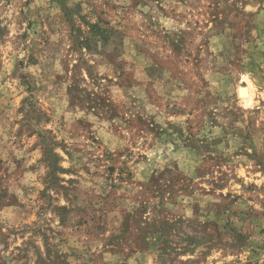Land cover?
Listing matches in <instances>:
<instances>
[{"label":"rangeland","instance_id":"rangeland-1","mask_svg":"<svg viewBox=\"0 0 264 264\" xmlns=\"http://www.w3.org/2000/svg\"><path fill=\"white\" fill-rule=\"evenodd\" d=\"M0 264H264V0H0Z\"/></svg>","mask_w":264,"mask_h":264},{"label":"bare ground","instance_id":"bare-ground-1","mask_svg":"<svg viewBox=\"0 0 264 264\" xmlns=\"http://www.w3.org/2000/svg\"><path fill=\"white\" fill-rule=\"evenodd\" d=\"M240 96L246 100V102L248 103L251 99V91L250 88L248 86H246L245 88L240 89Z\"/></svg>","mask_w":264,"mask_h":264}]
</instances>
